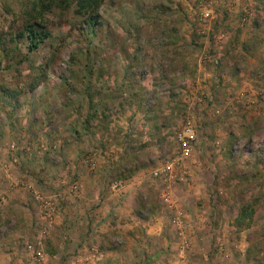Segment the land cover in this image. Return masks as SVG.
<instances>
[{"label":"rangeland","instance_id":"obj_1","mask_svg":"<svg viewBox=\"0 0 264 264\" xmlns=\"http://www.w3.org/2000/svg\"><path fill=\"white\" fill-rule=\"evenodd\" d=\"M32 1L0 0V35L22 29ZM97 15L90 31L75 6L54 7L37 50L2 57L0 264H37L26 246L47 264L149 248L140 225L125 246L97 237L92 211L111 203L151 234L159 220L163 264L264 263V0H103ZM115 182L123 203L109 201Z\"/></svg>","mask_w":264,"mask_h":264},{"label":"trees","instance_id":"obj_2","mask_svg":"<svg viewBox=\"0 0 264 264\" xmlns=\"http://www.w3.org/2000/svg\"><path fill=\"white\" fill-rule=\"evenodd\" d=\"M103 0H33L30 8L25 11V23L17 33H11L7 37L0 35V64L2 57L9 58L19 56L21 47L33 52L39 45L50 37V32L44 27L46 14L54 7L67 10L75 6V13L84 20L90 31H94L98 23V9ZM91 106V103L89 104ZM93 115L85 118L89 123ZM250 205L240 209L235 223L237 226H248L252 219L253 212ZM257 264H264L259 262Z\"/></svg>","mask_w":264,"mask_h":264},{"label":"crops","instance_id":"obj_3","mask_svg":"<svg viewBox=\"0 0 264 264\" xmlns=\"http://www.w3.org/2000/svg\"><path fill=\"white\" fill-rule=\"evenodd\" d=\"M122 191H124L123 194L121 193ZM122 191H119L117 193H113V195H110L109 201L113 202V204H116V202L118 200L123 203L125 198L130 194L126 193V188L123 189ZM111 206H113L112 203L107 204V206H106L107 211L104 210L103 207L97 208V209L92 211V212L96 213L97 219H99L100 221L103 222L101 224H99V222H98L97 227L99 229H97V231H96L98 233L97 237L101 236V234H100L101 232L105 236H107V238H112V237H114L115 234H122L121 238L124 240L123 246H125V244L127 245V240L128 239L130 240V237H127L128 239H126V234H125L126 232H124V231H126L127 229L134 231V227H138L137 225H140L139 227H142V229H145V232L150 237L149 248L145 246V244H144V242H142V240H137L138 248L136 247L137 253L134 256L130 255V257H129L128 251H127V253H126V251L122 252L120 250L121 248H119V250H118L117 248L108 247L107 251L105 252V256H103L102 259H99V257L96 255L94 260L98 264H118V263L119 264H145L146 262L150 263V262H153L155 260L160 261L159 263L163 264L164 262H162L161 260L164 257L161 258V255L164 256L165 251H167L168 248L169 249H171V248H170V245L169 246H165L163 244L161 245V243L153 240L154 238L158 239L159 236L162 235V234H160L162 225L159 222V220L156 219V222L153 225L154 231L151 234L152 228L150 227V224L147 225L145 223V221H142L143 222L142 224L141 223L140 224L139 223L138 224L127 223V221L123 220V219H126L127 215H125L123 212H121L120 205H117L116 207L113 206L112 208H109ZM115 214H117L118 218L117 219L113 218L112 222H108V220L109 219L111 220V218L114 217ZM115 220H118V221H115ZM97 221L98 220H96V222ZM102 224H104V225H102ZM98 231H100V233ZM97 243H99V240H98V242L96 241V244ZM145 250H146V253H148L147 256H145ZM103 259H104V261H103ZM180 262L183 263L184 262L183 259L177 260V264ZM168 263H170V261Z\"/></svg>","mask_w":264,"mask_h":264},{"label":"built area","instance_id":"obj_4","mask_svg":"<svg viewBox=\"0 0 264 264\" xmlns=\"http://www.w3.org/2000/svg\"><path fill=\"white\" fill-rule=\"evenodd\" d=\"M205 16H208V14H205ZM193 139H194L193 128H192V125L187 121L186 124L183 126V128L176 134V141L179 144V148L180 150H182V153L189 150L190 144ZM172 170H173V164L171 162H167L160 171L155 170L153 175L154 177H157V178L163 177L161 176V174H165L166 176H169L170 174H172ZM121 187H122V184L120 182H115L111 186V188L115 190V192L119 191ZM36 197L40 198L38 195H36ZM45 204H47V202H45ZM180 214H181L180 212H177V216L173 220V225H174L175 230L179 232V234L182 235L185 228L182 225L181 218L178 216ZM47 215H49V213H47ZM180 245L182 247H188L189 242L186 241V239H182L180 242ZM26 247L32 254L33 259L35 260L37 264H47L45 261L44 255L42 254L40 250H34L30 246H26Z\"/></svg>","mask_w":264,"mask_h":264}]
</instances>
